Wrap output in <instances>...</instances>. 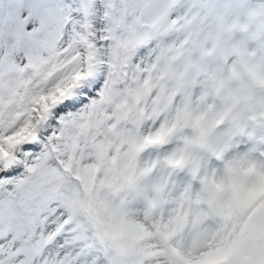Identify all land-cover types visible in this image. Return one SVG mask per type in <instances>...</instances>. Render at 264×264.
Wrapping results in <instances>:
<instances>
[{"label": "snow or ice", "instance_id": "obj_1", "mask_svg": "<svg viewBox=\"0 0 264 264\" xmlns=\"http://www.w3.org/2000/svg\"><path fill=\"white\" fill-rule=\"evenodd\" d=\"M0 264H264V0H0Z\"/></svg>", "mask_w": 264, "mask_h": 264}]
</instances>
